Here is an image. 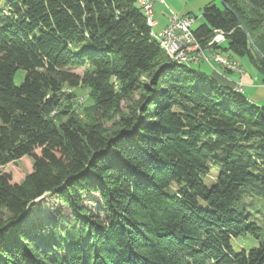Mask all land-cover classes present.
I'll use <instances>...</instances> for the list:
<instances>
[{
    "label": "trees",
    "instance_id": "trees-1",
    "mask_svg": "<svg viewBox=\"0 0 264 264\" xmlns=\"http://www.w3.org/2000/svg\"><path fill=\"white\" fill-rule=\"evenodd\" d=\"M225 3L194 33L223 31L264 85L240 26L264 55V0ZM194 65L165 53L137 0H0V264H264L248 210L264 206V104ZM65 86L89 89L93 122L57 112ZM25 156L14 182L2 166ZM46 193L71 216L42 233L24 221ZM248 235L259 244L236 251Z\"/></svg>",
    "mask_w": 264,
    "mask_h": 264
},
{
    "label": "rangeland",
    "instance_id": "rangeland-1",
    "mask_svg": "<svg viewBox=\"0 0 264 264\" xmlns=\"http://www.w3.org/2000/svg\"><path fill=\"white\" fill-rule=\"evenodd\" d=\"M178 3L175 4L172 0H166V2L162 0H157L155 4L154 9V15L155 18L159 20V22L164 23L166 18L168 19L170 17V14L178 12L179 6L185 5L188 6L191 9V13L194 17H196L195 22L192 25V29H197L203 22L202 17V8L206 5L203 3V0H176ZM217 7L223 8L221 0L218 2H215ZM214 3V4H215ZM174 11V12H173ZM171 12V13H170ZM164 27V26H163ZM161 25L158 27H154L155 32L161 31L163 28ZM224 44V43H223ZM222 51V56L232 60L233 62H237L242 70L244 76L246 73L251 75V82H249L250 87H246L244 85V90L246 89L247 95H250L252 99L256 98V100H262V103H264V85L260 83H256V79L259 76V72L257 69L250 63L249 59L247 57H240L238 55H234L232 53H229L225 51L224 47L220 48ZM197 69L203 71V72H211L212 68L208 63H199L194 65ZM77 73H82V69H75L74 70ZM230 73H235L241 78L240 73L236 70H229ZM233 75V74H232ZM257 76V77H256ZM234 77V75L232 76ZM25 78V70L19 69L14 77V81L16 84H20ZM239 80V79H238ZM245 83V82H243ZM262 83V82H261ZM234 87V82H233ZM254 91V92H252ZM90 91L88 88L84 86H78V87H68L65 86L63 88V94L61 96V102L58 109L67 108L71 111H75L76 115L79 116V118L82 121L85 122H93L94 121V115L92 112V105L93 101L90 98ZM130 103L127 101L122 102L121 108L128 112ZM69 106V108H68ZM56 110L52 113V116H55L57 114ZM65 117L60 116L59 119H64ZM109 123V122H108ZM32 158L25 156L18 160L16 163H9L7 165L2 166L3 171L9 172L14 182L21 181L25 175L32 171ZM213 175H215V172H213ZM99 201L97 195H91V196H82V202L87 206L94 209L96 205V202ZM259 207L258 211H255L254 208L249 207L248 210L253 214L254 220L258 222V224L261 226L262 231L264 232V206H261L259 203L256 205ZM57 214H61V217L69 219L71 216L70 208L65 205L63 202L58 199L56 195L53 194H45L39 199L35 200L32 206L28 209V213L26 214V219L24 221L26 227H30V219H35L39 223H41V227L39 228V231L44 233L48 230V226L55 220V216ZM43 223V224H42ZM45 224V225H44ZM259 231V234L261 235V232ZM259 244V238L255 237L254 235H248V236H240L235 237L232 239V245L233 248L238 251L242 248L244 249H250L252 247H255Z\"/></svg>",
    "mask_w": 264,
    "mask_h": 264
},
{
    "label": "built area",
    "instance_id": "built-area-1",
    "mask_svg": "<svg viewBox=\"0 0 264 264\" xmlns=\"http://www.w3.org/2000/svg\"><path fill=\"white\" fill-rule=\"evenodd\" d=\"M143 3L147 6L148 11L153 14L155 26H157L158 22L154 16V0H143ZM195 20L196 17L193 15L179 16L172 13L168 18V23L156 33L178 60L189 61L192 64L205 62L216 72H219V69L223 71L236 70L240 75H243L244 72L236 61L233 62L222 56L220 48L226 40L225 33L221 30H215V34L203 44L192 29ZM242 75L239 80L234 82V86L244 88Z\"/></svg>",
    "mask_w": 264,
    "mask_h": 264
},
{
    "label": "crops",
    "instance_id": "crops-1",
    "mask_svg": "<svg viewBox=\"0 0 264 264\" xmlns=\"http://www.w3.org/2000/svg\"><path fill=\"white\" fill-rule=\"evenodd\" d=\"M163 2L165 1L166 2V0H162ZM172 1H174L175 2V4H177L178 2L176 1V0H172ZM218 2L219 0H203V3H205L206 5L207 4H210V3H215V2ZM156 2H157V0H154V9H155V4H156ZM216 4V3H215ZM174 12V11H173ZM171 13V12H170ZM174 14H177V15H179V16H184V15H192V13H191V9L188 7V6H185V5H180L179 6V9H178V12H176L175 11V13ZM171 15V14H170ZM155 16V15H154ZM157 22H158V25L156 26V27H158L159 25H161V27H163V26H165L167 23H168V19L166 18V20L164 21V23H163V25H162V23L161 22H159V20L157 19ZM201 64V63H200ZM220 71L219 72H216V71H214L213 69L211 70V72H208V73H210V74H212V75H214V76H216L221 82H223V83H231V84H233V82H235V81H237L238 79H240L239 78V76L237 75V74H235V73H230V72H227V71H223V70H221V69H219ZM234 75V77H232L233 75ZM257 77V76H256ZM251 79V75H249V74H245L244 76H243V78H242V81L243 82H245L244 83V85H245V88L246 87H250V86H248V85H250L249 84V82H251L252 80H250ZM262 82V76H261V74L259 73V76L257 77V79H256V83H260V84H262L261 83ZM252 92H254V91H252ZM245 93H246V89H245ZM254 100L256 101V102H258L259 104H264V103H262V100L260 101H258V100H256V98H254Z\"/></svg>",
    "mask_w": 264,
    "mask_h": 264
},
{
    "label": "bare ground",
    "instance_id": "bare-ground-1",
    "mask_svg": "<svg viewBox=\"0 0 264 264\" xmlns=\"http://www.w3.org/2000/svg\"><path fill=\"white\" fill-rule=\"evenodd\" d=\"M137 2L143 7L144 13L147 17V21L148 24L150 25L151 29H152V35L154 36V38H156L159 41L160 46L162 47V49L165 51V53L175 62L177 63H190L189 61H183V60H178L177 57L172 55V51L170 50V48L168 46H165V43L161 41V39L158 37V34L154 31V27H155V22L153 19V14L150 13L147 9V6L143 3V0H137ZM237 90H243V88L241 86H236Z\"/></svg>",
    "mask_w": 264,
    "mask_h": 264
},
{
    "label": "water",
    "instance_id": "water-1",
    "mask_svg": "<svg viewBox=\"0 0 264 264\" xmlns=\"http://www.w3.org/2000/svg\"><path fill=\"white\" fill-rule=\"evenodd\" d=\"M222 2V5L224 7H227V4L225 3V0H221ZM242 27V29L245 31V33L247 34V37L249 39V42L254 46V48L264 57V55L259 51V49L256 47L254 41H253V38L251 37L249 31L247 30V28L241 23L240 25ZM47 194V193H46ZM45 195V194H44ZM42 197V196H41ZM39 199V198H38Z\"/></svg>",
    "mask_w": 264,
    "mask_h": 264
}]
</instances>
